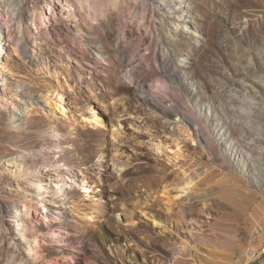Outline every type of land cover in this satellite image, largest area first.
<instances>
[{
  "label": "rangeland",
  "instance_id": "374dc122",
  "mask_svg": "<svg viewBox=\"0 0 264 264\" xmlns=\"http://www.w3.org/2000/svg\"><path fill=\"white\" fill-rule=\"evenodd\" d=\"M150 1L0 0V264H264V0Z\"/></svg>",
  "mask_w": 264,
  "mask_h": 264
},
{
  "label": "bare ground",
  "instance_id": "6f19581e",
  "mask_svg": "<svg viewBox=\"0 0 264 264\" xmlns=\"http://www.w3.org/2000/svg\"><path fill=\"white\" fill-rule=\"evenodd\" d=\"M143 1H144V4H145L146 8H147L148 16L151 17L153 20H155L154 18H155V15L157 13L156 5H155L156 3H153L150 0H143ZM65 2L66 3L69 2L70 4H72V6H75V5L80 4L81 7H82V9H79V13H81V16L86 21V23L88 21H90V20H93V21L95 20V21H98L99 23H102L101 16H103V17H109L110 14H111V12L113 11L112 10L113 7H111V5L113 4L112 0H65ZM65 2H61L62 5H63L61 8H65L66 7L65 6L66 5ZM172 2H174V1L173 0H170L169 1V3H172ZM172 9L174 10L175 7H173ZM0 10L3 11V9H0ZM77 12H78V9H77ZM171 13H174V11H172ZM59 15H60V11H58L57 8H54V10H52V12H51V17L49 18V20H50V22H51L52 25L58 23V16ZM176 16L177 15L175 14V16H174L175 19L177 18ZM46 17H48L47 14H46V10L44 11V9H42V11L40 13L39 21L37 22L39 26H36L38 28V32H36V35L39 34V35L44 36V34H45V36H46L47 33H46V29L44 27ZM36 20H38V19H36ZM160 30H161V34H163L162 37H166V35L164 34L165 33V30L162 29V27L160 28ZM153 44L154 43H152V46H153ZM1 49L3 51V48H1ZM2 51L0 53H2ZM170 60H171L170 58H169V60L166 59V62L165 63H168L169 64V61ZM176 71H178V69H176V68H164L163 67V69H162V77L159 80H157V81H155L153 83V87L157 88V91L159 92V94L161 93L162 95L164 94V95H168V96L174 94V90L171 87L167 86L166 83H164V81H169V80L170 81H175L176 80L175 79V76L177 75ZM136 74H137L136 68L132 67L131 69L128 70L127 78L131 82H134V80L136 78ZM238 103H240V102H236V101L231 102V104H238ZM236 112H237L236 110L233 112L234 115L236 114ZM255 117L258 118L259 117V114H257V116H255ZM181 118L184 121H186V122L198 124L201 127V130H205L206 129V126H204V124L202 123V119L193 110L185 109L184 110V113L182 112V114H181ZM206 138H207V135L206 134L203 135V142L205 141L208 144L207 147H210L211 149L216 148V145L214 144V142L213 141H209ZM263 143H264V139H263ZM253 156H255V158H257V160L260 162V165L261 166L264 165V162H262V161H264V159L261 158V156H262L261 153L253 154ZM220 158L221 157H219V159ZM201 167L202 166H198L197 170L200 169ZM258 171H260V173L262 174L261 177H263L264 176V169H263V167L259 168ZM198 172L191 171V173L189 174V176L187 175L186 177H183L182 180L179 182V186L181 185V189L183 190V192L185 193V195L188 196V198L184 201V203L182 202V204L184 206L186 204H188L189 197H191L190 195L192 194V192H191L192 189H190V188L196 184L195 183V178H196L195 176L197 175V177H198V174H199ZM46 191H48V188H46ZM46 191H44V192H46ZM221 194L223 195V194H225V192L224 193L222 192ZM218 196H219V194H218ZM218 196L217 195L215 196V199L217 201L219 199ZM40 203L46 208L45 209V213H42V212L40 213L41 217L43 216L46 219H48L49 221H52V217L53 218H57L58 219V222H63L64 221V219L62 217L63 214H64V210L61 207H56L57 206L56 204H54L53 202L50 203V202L46 201L45 199H43ZM56 215H57V217H56ZM58 216H59V218H58ZM27 226H30V225H27ZM26 230H28V228ZM224 230L226 232H228V234L230 235L229 239H231V236H233V235H231V233L234 231V228L233 227H226V228H224ZM60 233H62V232L54 231V234H55L56 237H59L60 236L59 235ZM62 237H63V235H62ZM2 239H3V237H2V235H0V240H2ZM30 243H31V245H30L29 254L32 253L33 255H36L37 257L43 256L42 255V253H43V246H42L41 242L39 241V239L38 238L37 239H34ZM18 245H19L18 243H14V246L15 247L18 246ZM9 252H10V255H12V256H16L17 255L15 249H13V248H10L9 249ZM250 253H251L250 254L251 257L255 256V251L254 250L251 251ZM235 264H241V262H237Z\"/></svg>",
  "mask_w": 264,
  "mask_h": 264
}]
</instances>
